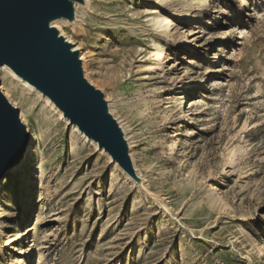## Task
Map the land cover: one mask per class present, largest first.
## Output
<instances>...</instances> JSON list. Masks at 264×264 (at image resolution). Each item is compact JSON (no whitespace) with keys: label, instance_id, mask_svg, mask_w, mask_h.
Here are the masks:
<instances>
[{"label":"rangeland","instance_id":"1","mask_svg":"<svg viewBox=\"0 0 264 264\" xmlns=\"http://www.w3.org/2000/svg\"><path fill=\"white\" fill-rule=\"evenodd\" d=\"M87 1L56 25L141 185L1 71L34 148L24 180L0 181V264H264V0ZM162 49L167 75L188 74L168 92Z\"/></svg>","mask_w":264,"mask_h":264},{"label":"water","instance_id":"2","mask_svg":"<svg viewBox=\"0 0 264 264\" xmlns=\"http://www.w3.org/2000/svg\"><path fill=\"white\" fill-rule=\"evenodd\" d=\"M76 4L83 7L86 3L0 0V67L7 66L48 99L62 113L67 127L74 126L141 185L122 124L113 116L103 92L86 79L79 50L52 25L59 19L77 21ZM18 113L0 90V181L24 161L29 135Z\"/></svg>","mask_w":264,"mask_h":264},{"label":"bare ground","instance_id":"3","mask_svg":"<svg viewBox=\"0 0 264 264\" xmlns=\"http://www.w3.org/2000/svg\"><path fill=\"white\" fill-rule=\"evenodd\" d=\"M88 1L85 0V3H87ZM80 6H78V4H76V8L78 9ZM77 15H75L76 17ZM61 20V19H59ZM59 20H56L52 23V25L54 26H57L56 24H58ZM64 20V19H62ZM66 21L67 24H69L70 26L74 25L76 23V19L75 21H73L72 23L68 22L67 20H64ZM60 23V22H59ZM59 27V26H57ZM176 45L179 46V48H181L184 44H185V41H184V38H180L179 40H176L175 41ZM161 61L157 64L156 66V71L160 73V75H158V78H160V80H164L166 81L168 84L165 85V89L167 90V92L170 90V87H169V83H173V82H178V83H182L184 81V79H188V74L187 72H183L182 74H177V75H167V72H166V66H165V59H166V51L164 49H162L161 51ZM80 57L81 59L83 60V67H84V71L86 72V69H85V63H84V56L82 54H80ZM179 59V58H177ZM176 65L179 66L181 65V61L178 60L176 61ZM1 71H5L6 73H12L11 70L7 67V66H1L0 67V73ZM12 75H14L12 73ZM15 76V75H14ZM16 78H18L21 82H23L24 84H26V86L32 88L31 86H29L26 82L22 81L19 77L15 76ZM0 89H3V86H1L0 84ZM33 89V88H32ZM34 90V89H33ZM46 99V98H45ZM108 100V99H107ZM46 101H49L48 99H46ZM50 102V101H49ZM51 103V102H50ZM183 103H184V96L181 98V113H180V118H179V121L181 122L182 119H185L186 118V111L183 109ZM52 104V103H51ZM53 105V104H52ZM54 107V106H53ZM55 108V107H54ZM19 111V110H18ZM57 111V110H56ZM20 112V118L19 120L21 121V123L23 124L24 122V118H23V113L21 111ZM59 112V111H58ZM60 115L62 116V113L59 112ZM63 118V117H62ZM64 119V118H63ZM66 123V121H64ZM73 127L75 130H77L74 126H71ZM122 128L124 130V133H125V136L127 137V133H126V129L125 127L122 125ZM78 131V130H77ZM79 132V131H78ZM80 133V132H79ZM81 134V133H80ZM82 135V134H81ZM83 136V135H82ZM84 137V136H83ZM34 139V133L31 134V137H30V140L28 141V144H27V147H26V152H25V156H24V161L22 163V165L19 167L20 170H21V173L22 174V179L24 180L25 177H26V173H27V168H28V165H29V160H30V157L32 155V149L34 148V146L31 145V142L33 141ZM90 143H93L90 141ZM130 143V141H129ZM94 146H96V149H97V145L95 143H93ZM129 148H130V151L132 150V147H131V144H129ZM103 152V151H102ZM106 154V153H105Z\"/></svg>","mask_w":264,"mask_h":264}]
</instances>
